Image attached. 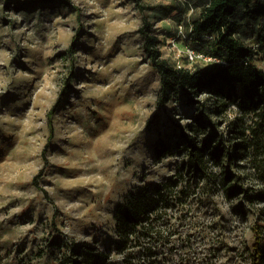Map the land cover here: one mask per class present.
Returning a JSON list of instances; mask_svg holds the SVG:
<instances>
[{"label":"rangeland","instance_id":"obj_1","mask_svg":"<svg viewBox=\"0 0 264 264\" xmlns=\"http://www.w3.org/2000/svg\"><path fill=\"white\" fill-rule=\"evenodd\" d=\"M144 2L156 5L151 21L163 57L189 69L212 65L189 57L203 51L179 14L182 5L187 18L199 15L201 0ZM143 20L134 0H0V264H264V239L258 260L252 229L264 201L225 190L233 180L256 196L264 183L240 173L245 159H215L214 143L226 145L225 155L236 144L228 145L225 125L212 130L214 143L198 132L202 157L178 143L197 99L211 93L161 101ZM248 41L264 68V47ZM243 113L233 104L226 118ZM163 142L173 148L158 155ZM173 175L183 191L164 212L162 244L116 250L117 205ZM90 249L99 256L87 262Z\"/></svg>","mask_w":264,"mask_h":264},{"label":"trees","instance_id":"obj_2","mask_svg":"<svg viewBox=\"0 0 264 264\" xmlns=\"http://www.w3.org/2000/svg\"><path fill=\"white\" fill-rule=\"evenodd\" d=\"M17 1L25 6L57 0ZM134 1L144 14V20L138 29L144 37L143 46L153 66L160 73L161 101H171L180 91L200 97L211 93L203 101L197 99L196 111L186 125L189 131L180 132L178 136L184 139H179L178 143L185 145L191 155L202 157L205 146L199 142L198 132L210 133L206 141L214 143L217 132L212 130L219 125H225L228 145L231 146L233 142L236 144L234 149L229 148L225 155L226 145L214 143L217 151L213 154L215 159L222 163L226 160L233 162L237 157L245 159L249 166H240V173L248 178L255 175L264 183V139L261 137V127L264 130V68L256 65L254 57L258 49L248 41L251 36L264 47V0H201L200 14L188 18L185 7L180 5L179 14L185 16L181 19L189 42L197 50L203 51L204 55L211 54L226 60L224 63L212 62L210 66L191 69L163 57L160 37L154 32V23L151 21L150 12L156 5L148 4L144 0ZM233 104L244 110V113L227 119L226 112ZM246 113L252 123L244 121ZM213 116H219L221 120H214ZM220 137L224 140L223 135ZM172 148L173 144L164 142L162 145H156L158 155ZM228 175L231 177L233 173L230 171ZM238 178H242L241 175L236 179ZM179 180L173 175L160 183H145L138 191H130L127 198L117 205L115 216L119 237L116 250L128 254L130 247H142L146 239L156 240L159 246L162 244L160 240L165 230L164 212L167 211L170 201L175 205L174 200L178 199L183 191V184L180 186ZM229 183H234L225 188L230 195L242 191L243 196L249 198L252 203L261 199L264 201V187L254 196L248 193L247 187L235 184L233 180ZM257 218L259 219L252 225V229L257 245L254 254L259 260L262 256L259 244L264 239V216L257 214ZM143 248L148 259H153V248L147 245ZM89 253L87 262L99 256L93 249H90ZM104 253L106 258L108 254ZM72 262L80 263L78 260Z\"/></svg>","mask_w":264,"mask_h":264},{"label":"built area","instance_id":"obj_3","mask_svg":"<svg viewBox=\"0 0 264 264\" xmlns=\"http://www.w3.org/2000/svg\"><path fill=\"white\" fill-rule=\"evenodd\" d=\"M200 55L203 58H205L206 60H210L211 62H217V63H224V62H226V60L221 59L220 57L215 56V55H211V54L204 55L203 52L198 53L195 49H191L190 52H189V57H191V58H195V57L197 58ZM179 66H182V65L179 64Z\"/></svg>","mask_w":264,"mask_h":264}]
</instances>
